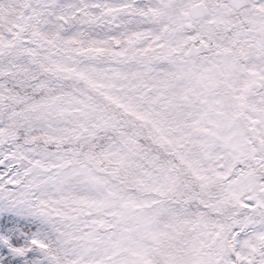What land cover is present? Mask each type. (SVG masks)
<instances>
[{
    "label": "snow or ice",
    "instance_id": "1",
    "mask_svg": "<svg viewBox=\"0 0 264 264\" xmlns=\"http://www.w3.org/2000/svg\"><path fill=\"white\" fill-rule=\"evenodd\" d=\"M0 264H264V0H0Z\"/></svg>",
    "mask_w": 264,
    "mask_h": 264
}]
</instances>
